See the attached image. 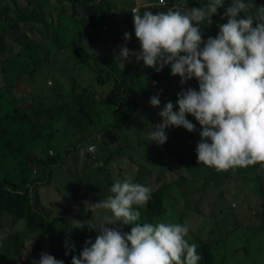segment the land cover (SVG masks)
<instances>
[{
  "label": "clouds",
  "instance_id": "clouds-1",
  "mask_svg": "<svg viewBox=\"0 0 264 264\" xmlns=\"http://www.w3.org/2000/svg\"><path fill=\"white\" fill-rule=\"evenodd\" d=\"M221 8L225 9L221 19L227 17V22L218 24V34L205 41L201 25H212ZM132 13L141 51L121 45L116 59L135 56L137 63L143 61L157 72L170 66L182 85L193 78L199 84V91L189 87L177 94L178 112L172 102L166 103L150 139L163 145L166 129L173 126L194 131L195 125L186 118L191 114L203 129L196 148L199 164L218 172L264 164V6L257 7L254 0H231L227 6L225 0H206L199 8H169L156 14L133 8ZM124 38L130 41L131 33H124ZM150 104L160 106L159 94L150 98ZM109 191L91 206L110 215L100 223L86 222L98 234L72 256V264H199L202 257L198 245L187 239V222L140 223L138 209L150 200L149 187L126 179L115 181ZM109 225H130L131 230ZM84 226L78 222L76 228ZM65 247L75 251L68 242ZM35 264L64 261L41 253Z\"/></svg>",
  "mask_w": 264,
  "mask_h": 264
},
{
  "label": "rangeland",
  "instance_id": "rangeland-1",
  "mask_svg": "<svg viewBox=\"0 0 264 264\" xmlns=\"http://www.w3.org/2000/svg\"><path fill=\"white\" fill-rule=\"evenodd\" d=\"M68 1L70 0H66V3H63L64 7L65 5L69 4ZM89 4L92 5L91 2H89ZM84 5L85 2H83V4H80L78 6L79 10L84 9ZM62 19L65 21L64 14L62 15ZM224 19H227V17H225ZM209 28L212 31L213 36H216L217 33L215 22L212 25H209ZM111 29L112 28L109 27V31ZM38 33L39 36L34 34V31L27 30L26 26L22 24L21 26L15 27L14 29H9L7 36H4L3 29L0 28V42L1 40H4V44H6V46L13 44L15 48L14 53L20 51V47L17 46V43L24 44L26 47L28 43H38V45L36 46L38 48L35 47L36 49L34 51L36 53L32 55V58L29 59L28 57L24 56L22 52H20L19 55L14 56L21 57L13 62L14 69L7 73V75L10 77L18 79L24 78L27 80L26 84L23 83V90L21 91L22 95H26V92H30V90H34L35 92H37L34 101L32 100L31 96H29V104L32 101V104L39 103V96L44 100L43 102L46 103L47 106L66 103L69 100L70 95L72 94L71 91L73 88L90 89L96 91L99 94L103 93L105 96L109 93V91H107V80L103 86H99L97 84V78L95 80V76L92 73V68L87 64L80 62L77 55L74 53V46L70 45L69 42L66 43V41L68 40L67 33H60L61 43H66L64 45H67V47L61 52L57 50L55 45H53V47L51 46L52 40L46 38L49 33L52 36L51 23L50 28L39 30ZM26 35L27 37H25ZM82 45L86 48V44L84 42ZM58 53L60 54L61 59L64 60V63L57 60L56 56ZM6 55H8V53ZM1 58H4V55L1 56ZM76 60L78 61L77 69L68 71L58 68L61 67L62 64L66 65L67 67L69 64L75 63ZM25 67L27 68L26 71L22 69ZM34 68L36 69V73L32 74L30 70ZM149 81L150 80L145 77L141 80L140 94L138 95L141 104L148 99L152 92L151 87L148 86ZM48 82L50 83V86L46 85ZM3 84L4 79L3 76L0 75V86H2ZM26 85L29 90H24V87ZM111 85L114 90H118L117 81L115 82V84L111 83ZM185 88L187 89L189 87ZM196 90L199 91V88H196ZM171 94L172 93H170V95ZM73 99L74 98L72 97L69 101V107L71 109L74 107V110H72L74 112V116L72 124L68 123L67 125L68 136L70 135L71 137L77 139L80 136L87 137L90 134H95V126L101 124L102 121L103 127H107L106 119L104 120V117L101 116V112L104 110L91 111V123H89L86 119L78 118ZM173 105H175L176 107L174 111L178 112V104L174 103ZM156 108L157 107H154L150 110H147V108H145L144 110H142L143 112L141 114V117L144 119H148L147 112L156 113ZM114 112L116 114H119L115 110ZM189 116H191V114H186V118H188ZM138 118L139 116L136 113L132 120V122L136 121V125L134 126V128H132V126L130 127V129L125 128L123 130H119L118 128H116L117 142L113 144L117 148V152L106 151L101 154V156L106 159L105 163L108 162V157H110L109 159L112 161V163H114L119 157L118 153L124 155L121 158V160L123 161L121 165H118V163L115 162L109 167L112 171V174H115L116 177L122 176V179L119 180L121 182L128 179L135 183L132 175L135 171H139V160H145V162L150 165V169H154L156 166L154 160L156 157H158V154L149 149L151 139L149 135H144L145 129L149 128L151 130H154L155 125L141 126L140 134L137 129ZM109 120L113 121L112 119ZM145 124L146 123H144L143 125ZM178 129L179 128L171 127L168 130L170 131L172 136L177 137L179 132ZM180 139L186 142V140L182 139V137ZM90 141L87 142L88 145ZM190 143L191 141L184 143L185 150L182 152H194L188 149V145ZM56 149L58 151L57 145ZM120 149H122V151H119ZM53 152L54 151L50 149L48 153L51 156ZM131 152L136 153V157L134 159L135 163H130L129 161L128 156L131 154ZM64 153L65 152L61 154ZM150 157H153V159L147 160ZM191 157L193 161L196 160L195 164L197 165V168H204L205 170H209L217 174L218 177L216 180L218 184L221 186V189H225L223 195H220L221 189L217 190L216 188H211L207 191H199V195L192 197L188 201L186 199L183 200V206L187 215V217L185 218L186 222L189 220L191 221L192 225H195V222L197 220L199 221L204 216H208L209 225L212 226L213 224L212 227L218 229L212 237L208 236L205 231L201 232V230L199 229L197 230L196 234L193 235V237H187L190 243L194 242L198 245L197 252L202 257L199 264H210L206 259V253H208L209 250L213 253L214 257V261L211 264H264V217L257 218L254 215H251V218H249V215H246V211L248 209H254L252 212H254L255 214L258 213V205H260L262 202L260 201V194L256 191L262 190H259L258 188H249L247 182H245L242 178L234 179L232 174H236L237 168L227 170L231 175V179L224 181L226 177L225 173H223V176L220 180V174L216 172L215 168L205 166L202 163L199 164L197 154H192ZM97 163L103 165L104 161L100 159ZM68 165L69 167L67 168V171H72L73 177H71V175H67V172L63 171L61 175L63 177H66L67 175L66 178L68 180L53 182H51V180L48 181L50 183L51 190L48 192L44 187H42L41 189L42 194H44V202L48 205H55V207H53V209L55 210L54 215H57L56 217L64 218L66 220V222H62L63 224L59 225L56 228L57 233L62 229H65V231L68 233L73 231L78 232V236L84 234L85 236L82 238L83 240H88L90 239V237L96 238L98 233L96 231L90 230L86 222L90 221L89 219H92V222L90 221L89 225H91L92 223H100L103 216L110 215V213H108L106 210L93 208L92 206L91 208H89L86 206L78 215H74L72 217H69V215L72 214L71 209H73V204L79 203L78 200L80 199V197H82V195L84 198L83 202L88 206L96 204L102 199L106 198V195L110 193V184H108L106 178L102 174L100 177L96 176L93 178H89L86 177L89 172H82L81 170L77 172L75 169H72L71 166L74 164L71 159L69 160ZM173 167L176 171H178L177 173L179 175H182L184 171H187L181 170L180 166L173 165ZM89 169H96V167L91 166L89 167ZM167 173H169V175H167V178L162 177L158 172L150 176L151 183L155 185V187L150 188L151 193L154 192L158 185L162 182L168 183L178 178V176L171 171H167ZM257 173L260 174V168L257 169ZM228 181H230L231 183H227ZM230 185H232L231 189L234 190L232 195L230 191ZM92 186L94 187V189L91 188ZM42 194L39 199L36 198V202L38 203V206L40 208L43 198ZM195 203L201 207L200 213L198 214L192 213V208ZM59 206H62L61 210H59ZM223 208H226V212L224 213V215H222ZM60 213L62 214L61 216ZM215 219L217 222H214ZM0 220H4L6 222V224H2V229L0 228V232L9 231L11 229L12 218L0 214ZM78 222L84 223L85 226L83 228H76ZM108 227H117L124 232H130L131 230L130 225H109ZM25 228V223L22 221L21 226L17 229V232H9L11 236L9 235L6 244L0 247V253L2 255L5 254V256L7 257H12V251H14L15 257V255L18 254L16 251V245L18 244L17 238L23 239L24 236H34L26 230L22 232ZM38 239V236H34V239H32L33 241L25 246V255H33L34 245ZM66 242H68L70 246H76V239H64L62 242L57 241V243L55 242L53 246L68 250L69 248L65 247ZM79 243L80 241L77 242V244ZM46 248L47 247H45L44 244L37 245V252L35 256L40 259L41 253H44ZM57 257L58 260L65 261L63 259V254L58 253ZM0 264L6 263L0 261Z\"/></svg>",
  "mask_w": 264,
  "mask_h": 264
},
{
  "label": "trees",
  "instance_id": "trees-1",
  "mask_svg": "<svg viewBox=\"0 0 264 264\" xmlns=\"http://www.w3.org/2000/svg\"><path fill=\"white\" fill-rule=\"evenodd\" d=\"M95 1L96 0H70V2L75 5H80L85 2L84 10L87 12L91 11L93 12L92 14L96 16L101 13L102 8L106 7L109 2L104 0L99 4H96L94 3ZM194 1L197 2V0H188V3ZM89 2H91L92 5H90ZM22 14L23 16H19V19L24 18L25 14L23 11ZM3 15H5L8 20L11 18L9 13L5 12ZM80 23H82V20ZM84 23L89 25V22L84 21ZM18 26L19 23L16 22L14 28ZM25 37H27V35ZM96 37L90 36L91 39H96ZM37 45L38 43H28L26 47L23 44L22 54L29 59L32 58V55L36 53L34 50L38 48L36 47ZM14 49L13 44L6 46V44H4V40H1L0 60L4 84L0 88V214L12 218L11 229L1 234L3 239L2 243L4 246L6 244L5 241L9 238V232H17V229L21 226L23 221L26 226L24 230L28 231L31 235L39 237L34 245V249H36L37 245L42 244L45 240H48L49 245L51 246V250L49 249L48 251H52L56 257L58 253L63 254V259L65 260L64 264H72V256L79 255L85 246V242L87 240L82 239L85 235L81 234L78 236V232L73 231L68 233L65 229H62L57 233L56 228L63 224L62 222H66V220L64 218H57L53 221L48 220L39 210L40 207L38 206V203L36 201L34 202L32 199V192H34V187L32 186L37 187L39 183H41L39 180L42 179V175L46 173L45 171L49 169L48 164H51L54 161H59L65 156V154L50 156L48 152L51 149V143L54 138V122L58 117L64 118L61 122L63 128L67 131V125L70 123V117L66 112L68 110V106L67 104L47 106L40 96L38 97L40 99L39 103L32 104L37 93L34 90H30V92L25 91L26 95L21 94V91L23 90V83L26 84L27 80L24 78H13L7 75L9 71L14 69L13 62L21 56L13 57L7 60L5 58H1V56L5 53L10 52L9 55H13ZM80 54L86 55L84 50L79 47V56ZM30 71L32 74L36 73L35 68ZM165 75L171 78L168 73L161 75L157 74L156 79L158 81H156L161 89L165 92L172 93V91L177 88L175 85L177 82L164 80L163 84H161L159 76L165 77ZM49 84L50 83L48 82L46 85L50 86ZM24 90H29L27 85L24 87ZM92 92L93 91L90 89H72L74 105L77 110V117L86 119L89 123H91V111H95L93 107L94 102L91 96ZM29 96H31L33 100L30 104L28 102ZM110 101L116 103L115 94H112ZM118 104L119 102L115 105V107ZM63 108L66 111H64ZM119 109L120 107L117 110ZM71 110H74V107ZM151 118L152 116H148V119L143 118V121L151 120ZM132 123V127L134 128L136 123ZM138 125H143L142 121ZM122 127L123 123L116 126L119 130H123ZM173 127L177 128L175 126ZM200 127L202 128V126ZM179 129L181 130L178 132L177 137L172 136L169 130L166 131L168 139L163 145H159L156 141L151 140L149 149L158 154V157L154 160V163L156 164L155 168L150 169V165L146 163L145 160H139V171H135L132 175L135 183L142 184L149 188L155 187V185L151 183L150 176L154 175L156 172L164 178H167V175L170 173H167V171H171L178 176L176 180H172L168 183L162 182L159 184L155 191L151 193V198L148 203L138 209L141 212L140 223L153 222V224H155L165 219L172 222L185 223L187 215L183 206L184 199L187 201L190 200L192 197L199 195V191H207L211 188H216L217 190L221 189V186L216 180L218 177L217 174L212 171L205 170L204 168H197V165L195 164L196 160L193 161L191 157L192 154H197L196 152H182L185 150L184 143H187V137L191 140L190 145H188V149L190 151H196V147H194V145L199 143L197 134L194 131L189 132L182 126L179 127ZM174 137L175 141L173 142L171 140H173ZM181 137L186 140V142L181 140ZM63 141L64 140L60 143ZM119 151H122V149ZM66 152L69 154L73 152V149L71 148ZM118 155L119 157L123 156L120 153H118ZM135 157L136 153L131 152L128 156L131 163H134ZM152 159L153 157H150L147 160ZM95 160L96 158H93V161ZM173 165L180 166L181 170L187 171H184L182 175H179ZM256 170L257 168L252 172ZM216 172L220 174V180L223 173L226 174L224 181L231 179V175L228 171ZM232 175L234 179L242 178L245 182H247V184H249L252 174H249L247 167H241L236 171V174L233 173ZM253 175L260 178V174L257 172ZM106 177H108V184H110L111 188L115 182L112 178V172L108 173ZM227 183L231 182L228 181ZM231 186L232 185H230V191L232 195L234 190L231 189ZM224 192L225 189L222 188L220 190V195H223ZM110 194L111 193L107 194L106 197ZM200 208L201 207L195 203L192 208V213H200ZM225 212L226 208H223L222 215H224ZM208 218V216H204L201 220H197L195 225H192L191 221L188 220L187 223L190 225L189 237H193L198 229L201 230V232L205 231L208 236L212 237L218 229L213 228V224L212 226L209 225ZM214 222H217L216 219ZM2 224H6V222L4 220H0L1 229ZM64 239H76V246H74L75 251H69V249L64 250L53 246L55 242H62ZM90 239L95 240L93 237H90ZM78 241H80L79 244H77ZM21 243L24 248L25 240H22ZM23 252L20 254V259L25 257L27 258L21 263L18 261V256L7 257L5 254L2 255L1 253L0 261L5 262L6 264H34L35 262L32 259L33 256H23ZM66 252L69 254L66 255ZM206 259L210 264L214 261L213 253L210 250L206 253Z\"/></svg>",
  "mask_w": 264,
  "mask_h": 264
},
{
  "label": "crops",
  "instance_id": "crops-1",
  "mask_svg": "<svg viewBox=\"0 0 264 264\" xmlns=\"http://www.w3.org/2000/svg\"><path fill=\"white\" fill-rule=\"evenodd\" d=\"M66 0H0V28L3 29L4 36H7L9 29H14L15 23L18 22L19 26L22 24L26 26L27 30L34 31V34L39 36L38 31L43 30L44 28H50L51 23V34L49 33L46 38L52 40L51 46H56L57 50L61 52L64 50L67 45V42H69L70 45H73L74 53L77 55L78 60L84 64H87L89 67L92 68V73L95 76V80L97 78V84L99 86H103L107 80L108 83V90L109 93L105 96L103 93L99 94L96 91L92 90V99L94 102V109L95 110H104L101 112V116L104 117V120L106 119V125L107 127H103L102 123L95 126V134H90L87 137L80 136L79 138L71 137L70 135H67V131L62 126V119L58 117L56 121L54 122V138L51 143V150L54 151V156L57 154H61L65 152V156L59 160L54 161L51 164H48L49 169L45 171L46 173L42 175V179L39 180V185L34 188V192H32V199L34 202L36 201V198L39 199L42 194V187H44L48 192L51 190L50 183L48 181H65L68 180L66 177L67 175H71L73 177L72 171H67V168L69 167L68 162L71 159L73 161V164L71 166L72 169H75L77 172H89V174L86 175V177L93 178V177H100L101 174L106 178L107 182H109L108 177L106 175L110 172V165L114 164L115 162L118 163V165L122 164L121 156L117 158V160L112 163V161L108 157L107 163H105L106 159H104L101 154L103 152H117V148L114 146L113 143L117 142L116 139V126L118 123L122 124V129H130V125L133 126L132 120L137 113L138 118V124L146 123L145 125L141 126H152L159 124L161 122V117L159 116V112L168 102H172L173 104L177 103L178 100V93L182 90L186 89L185 87H192V88H199L198 81L196 79L189 80L186 84L180 83V77L179 76H172L171 74V68L170 67H164L162 71H157L151 67H146L143 63V61H140L139 63L136 62L135 56H129L127 60H121L116 59V57L119 54L120 46L121 45H127V47L132 50L133 52H139L140 49V42L135 36L134 31V21H133V8L137 9L141 14H143L144 11L150 10L154 14L160 12V11H167L169 8L179 9V10H185L188 8H199L202 4L206 3V0H197V2H189L188 0H164L166 1L167 5L163 6L161 4L162 0H107L109 3L106 5V7L102 8L101 13L97 14L96 16L93 15V12H87L84 9L79 10V5H75L72 2L68 1L69 4L63 6V3ZM101 1L104 0H96L94 3L99 4ZM231 2V0H225L226 6ZM66 3V2H65ZM254 3L257 7L264 6V0H254ZM2 8V9H1ZM22 11L24 12L25 16L23 19H19V16H23ZM225 9L221 8L218 10V14L213 17V21L216 25V33L218 34V24H223L227 22V19H221L223 16ZM254 11V10H253ZM9 13L11 18L8 20L6 19L5 15L3 13ZM65 16V21L62 19V15ZM243 15V14H241ZM15 16V17H13ZM82 20V23L80 21ZM85 22H89V25H86ZM18 26V27H19ZM106 27V30L104 29ZM109 27L112 28L109 31ZM202 35L203 39L206 41L209 36L215 37L212 34V31L209 28V25H201ZM124 31L125 33H131V40L126 41L124 38ZM60 33L64 34L67 33L68 40L66 43H61ZM90 36L96 37L91 39ZM43 38V37H42ZM41 38V39H42ZM40 39V40H41ZM39 40V42H40ZM83 42L86 44V49L82 44ZM17 46L20 47V51H17L13 55H6L4 54V58L10 59L14 56L18 55L20 52H23V44H18ZM79 47L84 50L86 55L79 56ZM78 52V54H77ZM57 60L64 63V60L61 59L60 54H57ZM125 65H124V64ZM78 61L76 60L75 63L69 64L67 67L66 65L62 64L61 67H58L63 70L71 71L72 69H77ZM24 71L27 70V68H22ZM172 78H169L165 75V77H160V83L163 84V81H176L177 88L172 91V94L170 95V92H165L163 89L159 87L153 86V81L157 80V74H166ZM0 75L2 74V68H1V60H0ZM147 78L149 79V87H151L152 92L150 96L148 97L145 102L141 104L138 95L140 94V87H141V80ZM117 81V88L118 90H114L111 83H114ZM158 81V80H157ZM160 84V85H161ZM3 86V85H2ZM0 86V88L2 87ZM84 89V88H82ZM156 89L157 94H159V98L161 101V104L158 108H156V113L154 112H147L148 116H152L151 120L143 121V118L141 117L142 110L147 108V110H150L154 108L149 103V99L151 98L154 90ZM72 92V91H71ZM112 94H115V100L116 103H113L110 101V98ZM156 94V95H157ZM167 96V99H164V97ZM73 97V95H70L69 100L66 103H63V105L67 104L68 110L66 111L64 108V111H66L69 115V122L71 123L73 120L74 112L69 107V101ZM119 102V104L115 107V105ZM60 107V106H58ZM120 107L119 110H117ZM174 105V109H175ZM173 109V110H174ZM118 112L119 114H116L114 112ZM116 114V115H114ZM109 119H112L113 121H110ZM190 122H192L195 125L194 132L197 134V137L199 138V142L201 141L202 137L200 133L202 132V128L199 122L195 119L194 116H189L187 118ZM136 122V121H135ZM153 122V123H150ZM141 126L138 125L137 129L139 133L141 134ZM133 128V127H132ZM184 128V127H183ZM179 131L181 129H178ZM151 129L147 128L144 130V135H149V132ZM168 131V129H166ZM62 140H64L62 143H60ZM91 140V141H90ZM90 141L89 145L87 142ZM175 141V137L173 140ZM191 140L187 137V142H190ZM56 145L58 146V151L56 149ZM95 146V152L91 153L88 152L89 146ZM190 145V144H189ZM197 145H194V147L197 148ZM150 146V145H149ZM152 147V145H151ZM73 149V153L66 152L67 150ZM196 152V151H194ZM111 155V154H110ZM109 155V156H110ZM124 156V155H123ZM93 158H96L95 161H93ZM102 159L104 161L103 165H100L99 160ZM130 161V160H129ZM48 162V160H47ZM131 163V162H130ZM135 163V162H134ZM138 164V163H137ZM95 166L96 169H89V167ZM241 167H237V170ZM260 168V178L253 175L257 172L254 171V169ZM247 170L249 174L251 175V178L249 180L248 187L249 188H258L259 190H264V164L257 163L254 166H248ZM67 172L66 177H63L61 174L62 172ZM102 171V173H101ZM115 174H112V178L114 181L122 179V176H114ZM254 184V186H253ZM91 188L94 189L92 186ZM60 192V191H59ZM260 194L262 202L259 207V211L257 214L252 212L254 209H248L246 211V215H249V218H251V215H254L255 217H264V191H256ZM39 194V195H38ZM43 198L41 201V208L39 209L42 214L50 221H53L54 219L60 218L56 217L55 210L53 207L55 205H48L44 202V194H42ZM84 198L83 195L78 200L79 203L73 204V209H71L72 214L69 215V217H72L74 215H78L80 212H82V209L84 207L91 208V205L88 206L86 203L83 202ZM94 200V199H92ZM94 205V204H92ZM62 209V206H59V210ZM261 209V212H260ZM99 211V210H98ZM97 211V213H98ZM62 214L60 213V216ZM92 222V219H89ZM23 230L22 232H24ZM3 232H0V247L3 246V239L2 234ZM34 238V236H28L23 237V239H18V244L16 245V251L19 258V262H23L27 257L20 259V254L24 251L25 246L28 243H31ZM25 240V246L23 248L21 241ZM6 243V241H5ZM42 244L47 247L44 251V253H48L50 255H53L56 259V257L51 250V246L49 245V241L45 240ZM37 250H33V261L36 262L39 260L38 257L35 256ZM14 251H12V257H14ZM24 254V252H23ZM23 256H26L25 254ZM35 264V263H34Z\"/></svg>",
  "mask_w": 264,
  "mask_h": 264
},
{
  "label": "built area",
  "instance_id": "built-area-1",
  "mask_svg": "<svg viewBox=\"0 0 264 264\" xmlns=\"http://www.w3.org/2000/svg\"><path fill=\"white\" fill-rule=\"evenodd\" d=\"M161 4H162L163 6L167 5L166 1H164V0L161 1ZM104 29L106 30V27H104ZM153 86H154V87H157V86H158V82H157L156 80L153 81ZM156 94H157V91H156V89H155L154 92H153V94H152V96H154V95H156ZM152 96H151V97H152ZM164 99H167V96H165ZM149 103H150V99H149ZM87 151H88V152H91V153H94V152H95V146H94V145L90 146V147L88 148ZM52 155H54V152H53Z\"/></svg>",
  "mask_w": 264,
  "mask_h": 264
}]
</instances>
